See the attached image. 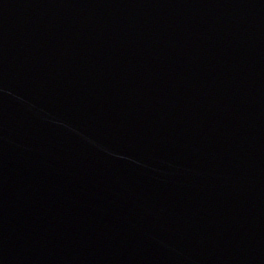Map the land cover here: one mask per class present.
I'll return each instance as SVG.
<instances>
[{"label": "water", "instance_id": "1", "mask_svg": "<svg viewBox=\"0 0 264 264\" xmlns=\"http://www.w3.org/2000/svg\"><path fill=\"white\" fill-rule=\"evenodd\" d=\"M0 264H264V0H0Z\"/></svg>", "mask_w": 264, "mask_h": 264}]
</instances>
